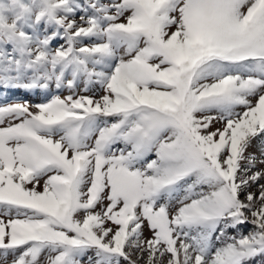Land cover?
I'll use <instances>...</instances> for the list:
<instances>
[{
    "label": "snow or ice",
    "instance_id": "snow-or-ice-1",
    "mask_svg": "<svg viewBox=\"0 0 264 264\" xmlns=\"http://www.w3.org/2000/svg\"><path fill=\"white\" fill-rule=\"evenodd\" d=\"M21 89L0 264H264V0H0Z\"/></svg>",
    "mask_w": 264,
    "mask_h": 264
},
{
    "label": "rangeland",
    "instance_id": "rangeland-1",
    "mask_svg": "<svg viewBox=\"0 0 264 264\" xmlns=\"http://www.w3.org/2000/svg\"><path fill=\"white\" fill-rule=\"evenodd\" d=\"M53 47H55V45H53ZM67 93H62V95H66ZM89 95H91L92 93H88ZM5 95H7V98L9 101H18V100H28L32 103L35 102H41L43 101V93L41 91H36L35 93H31V92H25L24 90H13L10 93H3L0 92V103L4 102V97ZM219 125H215L214 127H218ZM257 145L258 142H254L253 147L249 149L250 152H257ZM258 154V152H257ZM87 258L85 257V260ZM254 264H261L260 260H257L254 262Z\"/></svg>",
    "mask_w": 264,
    "mask_h": 264
},
{
    "label": "trees",
    "instance_id": "trees-1",
    "mask_svg": "<svg viewBox=\"0 0 264 264\" xmlns=\"http://www.w3.org/2000/svg\"><path fill=\"white\" fill-rule=\"evenodd\" d=\"M261 264H262V262H261Z\"/></svg>",
    "mask_w": 264,
    "mask_h": 264
}]
</instances>
